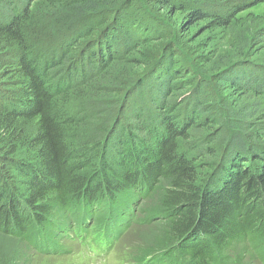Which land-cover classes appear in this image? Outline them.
<instances>
[{"label": "trees", "instance_id": "16d2710c", "mask_svg": "<svg viewBox=\"0 0 264 264\" xmlns=\"http://www.w3.org/2000/svg\"><path fill=\"white\" fill-rule=\"evenodd\" d=\"M36 1L46 9L36 12ZM237 1L209 7L186 1L183 28L205 20L228 25ZM157 2L164 9L173 4ZM127 5L134 0H0V74L17 77L12 88L0 83V134L18 137L32 155L16 164L20 198L0 171L1 240L58 249L73 218L90 217L97 207L98 220L152 229L133 264H264V66L234 62L211 72L210 82V75L194 74L168 39L149 75L116 78L114 59L138 50L142 39L130 35L133 27L118 12ZM119 17L123 22L116 23ZM94 30L95 39L83 40ZM78 41L84 47L76 56ZM95 78L128 81V102L111 129L105 123L80 130L78 118L66 112L69 93ZM217 89L234 90L245 101L235 109L209 103ZM16 151L4 146L0 162H11ZM142 196L146 208L136 206ZM25 249L1 253L0 264H28Z\"/></svg>", "mask_w": 264, "mask_h": 264}, {"label": "rangeland", "instance_id": "374dc122", "mask_svg": "<svg viewBox=\"0 0 264 264\" xmlns=\"http://www.w3.org/2000/svg\"><path fill=\"white\" fill-rule=\"evenodd\" d=\"M157 1L159 0H134L135 5H127L128 11H124L125 9L121 7L118 8V12L123 10L125 14L123 19L130 24V27H133L134 32H130V35L133 34L136 36V39L142 38L140 40L142 42L138 41V50L124 51L120 57L114 59L111 69L115 70L114 75H116V78H118L117 75L126 76L127 79L149 75L150 71H152L150 65L160 52L161 46L163 48L168 39L174 41L179 51L183 52L184 59L187 58L186 61L195 70L194 74L201 75L205 79L217 68L227 67L238 61L244 60L257 67L264 66V36L262 35L264 31V0H238L234 4V9L236 10L234 17L230 19L228 25L220 27L213 25L209 20H205L188 25L185 29L183 27L186 25L185 18L188 13L187 11L180 10V7L186 1L193 2L194 0H172L173 4L168 9L162 8V4ZM200 2L201 4H197V6L205 5V7H209L211 3H226L225 0L208 2L207 4L203 3V0H200ZM39 4L41 3L38 1L34 4L36 12L43 11V8L44 10L46 9L44 5L39 6ZM186 7L187 9L189 8V6ZM119 20L123 22L119 17L116 23ZM136 22L137 25L135 24ZM146 27H150V35ZM162 28L164 29V34L159 35L160 32L158 33V31L162 30ZM94 33L95 30L83 40L89 41L95 39L97 33ZM166 35H171V37H165ZM81 42L78 41L77 44H74L73 52L76 56L83 50L84 46H82ZM117 49L119 51L122 50L120 47ZM2 74H0V83L9 84L10 88L14 87L12 84L16 82L17 77L13 73H9L7 77ZM103 74V78L110 77L108 75L105 76V73ZM211 76L210 82H213ZM98 79L100 78H95V83H91L90 87H83L79 92L69 93L71 99L66 107V112L71 117L78 118L80 130L81 128L86 131L97 130L98 128H102L105 123H107V129H111L117 123L120 113L123 111L122 108L127 105L128 100L126 98L129 95L125 90V86L128 84V81L126 83L122 81V84L114 81L108 83L104 81L103 83L102 80ZM4 86L6 87V85ZM210 92L208 102L217 103L220 106L227 104L232 109H235L245 101V97L237 94L234 90L231 91L229 89L224 92L217 89V91L210 90ZM82 93L84 94L81 96ZM87 96L92 97L94 101L90 106H87L82 101ZM258 98L263 100L261 97ZM95 102L103 106L97 107L94 104ZM222 112L223 110L217 109L219 118H221ZM109 113L111 115L108 119L107 115ZM206 119H210V114ZM106 134L107 132L102 133L100 137L105 140ZM3 138L5 142L1 140ZM15 138L16 136H13L12 139L11 136L0 134V150L4 149V146L6 150L17 148V151L11 155V162H0V171L12 193L16 194L17 198H20L21 194L17 192V189L22 184V177L19 171H17L18 167L16 168V164L21 160L32 161V155L22 145L19 141L20 139L17 137V142V140H14ZM205 163L206 161L203 157H198V164L200 166L205 165ZM146 198V196H142L136 206L146 208ZM136 206L133 205V207ZM157 221L158 219L155 222ZM84 222L82 213L78 214L73 218V223H71L72 230L81 227ZM140 226L141 224L135 222L129 223L126 226L113 246L112 255L105 262H97L98 259L95 257L99 253L104 254L107 252L106 240L104 238H101L95 245L90 243V238H86L79 240V244L75 246L70 240L68 241L59 236L58 238L65 245L64 252L60 254L50 252L51 248L48 245L43 248H36L32 244L27 245L25 243L24 246L18 239L13 237L10 241L1 240L0 238V254L3 252L7 253L16 246H22L26 248L23 252L26 251L28 264H133L131 258L141 251L142 247L140 246L142 245V241H146L142 239L152 230L148 227ZM35 232L36 227L35 231L32 230L30 232V237H33ZM40 248L42 249L40 250Z\"/></svg>", "mask_w": 264, "mask_h": 264}, {"label": "bare ground", "instance_id": "6f19581e", "mask_svg": "<svg viewBox=\"0 0 264 264\" xmlns=\"http://www.w3.org/2000/svg\"><path fill=\"white\" fill-rule=\"evenodd\" d=\"M71 232H68V233H66V234H70Z\"/></svg>", "mask_w": 264, "mask_h": 264}]
</instances>
